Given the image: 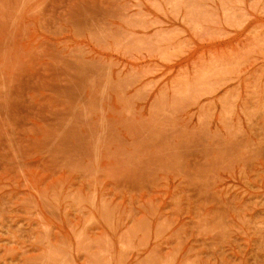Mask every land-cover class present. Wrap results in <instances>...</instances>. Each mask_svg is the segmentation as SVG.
I'll return each instance as SVG.
<instances>
[{
    "label": "rangeland",
    "instance_id": "1",
    "mask_svg": "<svg viewBox=\"0 0 264 264\" xmlns=\"http://www.w3.org/2000/svg\"><path fill=\"white\" fill-rule=\"evenodd\" d=\"M0 264H264V0H0Z\"/></svg>",
    "mask_w": 264,
    "mask_h": 264
}]
</instances>
